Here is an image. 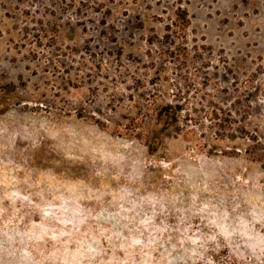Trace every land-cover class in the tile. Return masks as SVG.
I'll return each mask as SVG.
<instances>
[{
	"label": "rangeland",
	"instance_id": "374dc122",
	"mask_svg": "<svg viewBox=\"0 0 264 264\" xmlns=\"http://www.w3.org/2000/svg\"><path fill=\"white\" fill-rule=\"evenodd\" d=\"M0 264H264V0H0Z\"/></svg>",
	"mask_w": 264,
	"mask_h": 264
}]
</instances>
